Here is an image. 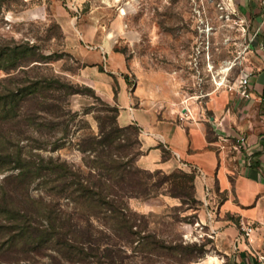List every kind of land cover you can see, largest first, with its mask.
Returning <instances> with one entry per match:
<instances>
[{"label":"rangeland","instance_id":"rangeland-1","mask_svg":"<svg viewBox=\"0 0 264 264\" xmlns=\"http://www.w3.org/2000/svg\"><path fill=\"white\" fill-rule=\"evenodd\" d=\"M250 32L223 0H0V264H192L211 251L192 189L175 183L184 169L145 168L139 134L117 129L118 106L86 71L127 74L163 96H202L214 75L233 80L241 71ZM4 50L16 51L14 63L1 58ZM43 79L55 86H46L35 131L24 100ZM64 160L104 202L114 197L113 165L126 169L123 183L135 188L117 201L133 216L134 240L125 242L121 217L105 205L78 202L77 185L32 170L34 162L45 169ZM20 164L32 171L14 185L8 178ZM139 182L148 194L137 192ZM37 221L45 243L19 239V227ZM188 244L198 251L188 254Z\"/></svg>","mask_w":264,"mask_h":264},{"label":"crops","instance_id":"crops-1","mask_svg":"<svg viewBox=\"0 0 264 264\" xmlns=\"http://www.w3.org/2000/svg\"><path fill=\"white\" fill-rule=\"evenodd\" d=\"M223 2L251 30L246 61L233 80L214 75L202 96L196 91L183 97L174 89L163 96L132 84L127 74L86 72L119 107V124L138 127L145 168L195 173L199 221L215 236L211 251L192 264H257L250 246L264 250V0ZM248 75L247 98L238 84ZM242 220L256 227L251 244Z\"/></svg>","mask_w":264,"mask_h":264},{"label":"trees","instance_id":"trees-1","mask_svg":"<svg viewBox=\"0 0 264 264\" xmlns=\"http://www.w3.org/2000/svg\"><path fill=\"white\" fill-rule=\"evenodd\" d=\"M28 52H26L25 50H23L21 53H19V55H22V57H24V59L27 57ZM1 55H3L1 58L4 57V55L7 56V60L6 62H13L14 63V58L13 55H16V51L13 50H4L3 52H1ZM5 60V59H4ZM32 60V59H31ZM31 60H27L25 61V63H19L18 66L21 65H25L27 63H29ZM5 62V63H6ZM22 62V61H20ZM1 68V67H0ZM55 82H60L57 79H55ZM46 86H50L53 87L55 86L52 82V80L50 79H43V80H37L34 81L33 84L28 87L29 90L26 93V101L27 102V106L30 109V114H29V122L32 124L33 129L35 131H38L40 129L41 124L38 121V112L40 111V109L42 108V99L43 97H45V89L47 88ZM73 93H76V91H73ZM18 95L16 93H13L12 98L13 100H9L4 104V107L7 106L8 108L6 109L7 111H14L17 105V100L16 97ZM117 111V121H118V116H119V112L120 109L119 107L116 108ZM118 130H133L135 133L139 134V129L136 125H129V126H117ZM1 164H3V159H1ZM0 164V165H1ZM34 166L32 168L35 169L36 175L40 176V172H48L49 174L53 175V174H60V177H58V179L61 180L62 183H64L65 185L70 183L72 185H77V190L79 192V200L82 203H86V204H90V205H95L97 207H102V205H105L106 210H109L113 215L117 216V217H121L120 222H122V229L125 228V242H130L132 240H134V238L132 237L134 234H136V231H134V223L132 222V215L130 216V214L127 213V204L124 202L119 203V201H117V199L120 197H122L121 195V190H124L125 192H128L126 190H129L128 188H135V185L131 182L130 184L127 183H123V182H127L125 179V174H127L126 169L118 166L117 164L113 165V170H117L116 171V182L114 184V190H113V194L114 197L113 199H107V201H102V196L103 193L102 191H97L95 190L92 186H90L88 183H86L81 177L80 174H78V169H75V166L70 165L67 161H62L60 164H57L54 166V164L56 163H52L53 166H49V167H43L42 164H37L36 162L33 163ZM17 169H19V173L15 174L13 176H10V178H8V181H14V185L17 184L18 182L15 180H19L21 183V185H23L27 175L29 174V172H31L32 170L25 172V166L24 165H18L16 166ZM120 169H123V171H118ZM125 170V171H124ZM182 176L181 177H176L178 178V180H175L176 186L178 188H180L181 190L184 189V187L188 184L189 187L192 189V198L193 200L196 202V204L198 205V208L200 207V201L196 198L195 196V173L192 172H187L185 170L182 171ZM44 176V175H42ZM46 176L47 173H46ZM141 189H139L137 192H141L142 194L147 193V189L144 188V184H142V182H139ZM122 184V186H120L121 188H119L118 185ZM116 189H119L120 191H116ZM135 190V189H134ZM178 190V189H177ZM76 192V189H75ZM77 193V192H76ZM148 194V193H147ZM98 198V199H97ZM104 207V206H103ZM20 228V234H18L19 239H26V240H30V242L35 245H41L44 244L47 237H46V231L47 228L45 226V223H39L37 222H30L28 227L27 226H22L19 227ZM58 234V233H57ZM160 243V242H159ZM169 249L173 250L174 247H168ZM188 254H192L193 252L198 251V246L195 244H188L186 247H183ZM155 250V249H153ZM185 255H187L186 253H184ZM18 260V259H17ZM193 260V259H191Z\"/></svg>","mask_w":264,"mask_h":264},{"label":"built area","instance_id":"built-area-1","mask_svg":"<svg viewBox=\"0 0 264 264\" xmlns=\"http://www.w3.org/2000/svg\"><path fill=\"white\" fill-rule=\"evenodd\" d=\"M250 79H251V76L248 75L247 77L241 78L238 84V89L240 93L247 98L251 96ZM244 140H245L244 138L241 139V141H244ZM240 229H241L243 237H245L248 243L251 244L252 236L254 235L256 231V227L254 226V224L248 220H242L240 222ZM208 235L211 237H214L215 233L213 231L211 233L208 232ZM250 247H251L250 250L253 256L255 257L256 263L264 264V250L256 249L252 246Z\"/></svg>","mask_w":264,"mask_h":264},{"label":"bare ground","instance_id":"bare-ground-1","mask_svg":"<svg viewBox=\"0 0 264 264\" xmlns=\"http://www.w3.org/2000/svg\"><path fill=\"white\" fill-rule=\"evenodd\" d=\"M229 68H226V70L225 71H227Z\"/></svg>","mask_w":264,"mask_h":264}]
</instances>
